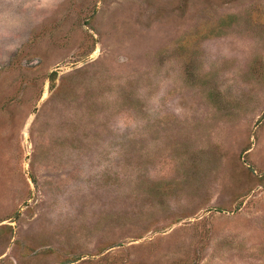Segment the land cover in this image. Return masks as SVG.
I'll return each mask as SVG.
<instances>
[{"label":"rangeland","instance_id":"rangeland-1","mask_svg":"<svg viewBox=\"0 0 264 264\" xmlns=\"http://www.w3.org/2000/svg\"><path fill=\"white\" fill-rule=\"evenodd\" d=\"M0 264H264V0H0Z\"/></svg>","mask_w":264,"mask_h":264}]
</instances>
